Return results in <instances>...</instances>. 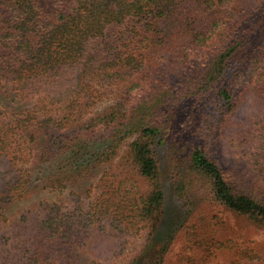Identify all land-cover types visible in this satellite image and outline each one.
<instances>
[{
	"label": "trees",
	"instance_id": "1",
	"mask_svg": "<svg viewBox=\"0 0 264 264\" xmlns=\"http://www.w3.org/2000/svg\"><path fill=\"white\" fill-rule=\"evenodd\" d=\"M54 5L52 15L39 0H0V95L32 101L0 110V264H95V247L142 230L145 249L124 264H163L159 154L184 115L191 139L171 176L184 217L208 203L264 228V0ZM41 190L71 203L6 214ZM205 215L185 226L194 251L176 264H264V242L210 232Z\"/></svg>",
	"mask_w": 264,
	"mask_h": 264
},
{
	"label": "rangeland",
	"instance_id": "2",
	"mask_svg": "<svg viewBox=\"0 0 264 264\" xmlns=\"http://www.w3.org/2000/svg\"><path fill=\"white\" fill-rule=\"evenodd\" d=\"M40 3L45 6L51 13L54 15L55 5L54 0H39ZM147 98V103L152 106L156 103V95L152 98ZM107 102L106 99L102 98V101L97 103V106H102ZM11 106H30L32 101H19L16 102L11 100L10 97L5 95H0V110H5V108H10ZM186 115L179 116L176 120L172 118L169 121L167 141L160 150V161H161V181L164 186L165 191V206L164 213L167 217L165 223L160 227L161 230L156 234L157 242H164L165 240L170 241V248L166 254L163 264H176L178 255L192 253V242L186 239V236L190 237L186 233L185 226L191 223L194 219L199 217V215L206 214L205 216L208 219L212 220L213 223L212 231L218 235H223L225 238L234 235L235 240H243L245 242L261 241L264 242V228L256 226H244L238 220V218L233 215L230 211L223 208L221 205H214L203 203L191 207L189 210L190 215L184 217V214L187 210L185 204L183 205L181 201L177 200L174 196L172 190V174L175 168L181 166L182 161L185 159L187 154V140H190L189 129H185L184 125L181 124L184 121ZM181 121V122H180ZM186 124L188 121H184ZM188 130V131H186ZM189 133V134H188ZM186 145V147H185ZM230 159L233 160V163H238L240 167H243L246 170L250 168L243 163L241 158L234 153H229ZM117 161V156L113 157L111 161L105 163L101 166L96 174L92 177L94 181L99 177V175L106 171L111 170L110 168ZM12 169V168H11ZM17 169L13 167L10 172H5V176H10L15 174ZM255 173V172H254ZM256 174V173H255ZM257 179H260L259 176H256ZM1 181V180H0ZM71 195L68 191H63L62 193L51 192L48 190H41L29 194V196L22 198L19 201L13 202L7 207V215L13 217L19 215L21 211L26 208L34 207L42 199L56 200L64 203H71ZM85 198V195H84ZM87 200V196H86ZM188 206V205H187ZM181 217V218H180ZM184 218H187L184 220ZM181 219V220H180ZM182 222V223H181ZM176 231H173L175 230ZM119 243L116 244L112 249H108L105 243H101L95 251L89 253V257L94 259L95 264H124L127 260L132 259L133 256L142 251L143 247L147 245V237L145 231H140V233L131 236H121L119 238ZM121 241V242H120ZM194 246L193 248H196ZM107 249V250H106ZM223 261V258H221Z\"/></svg>",
	"mask_w": 264,
	"mask_h": 264
}]
</instances>
